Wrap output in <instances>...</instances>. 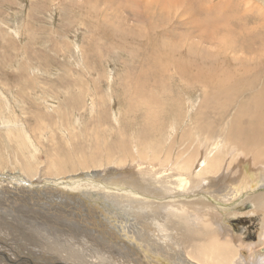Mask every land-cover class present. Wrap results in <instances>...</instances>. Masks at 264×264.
<instances>
[{"label":"rangeland","instance_id":"374dc122","mask_svg":"<svg viewBox=\"0 0 264 264\" xmlns=\"http://www.w3.org/2000/svg\"><path fill=\"white\" fill-rule=\"evenodd\" d=\"M262 165L264 0H0V244L34 226L49 236L24 243L79 252L78 237L81 264H147L170 246L129 201L204 186L245 200L228 225L251 255L264 222L234 187ZM86 174L115 189L61 186Z\"/></svg>","mask_w":264,"mask_h":264},{"label":"bare ground","instance_id":"6f19581e","mask_svg":"<svg viewBox=\"0 0 264 264\" xmlns=\"http://www.w3.org/2000/svg\"><path fill=\"white\" fill-rule=\"evenodd\" d=\"M246 148L249 149L250 147L246 146ZM255 156L258 160H260L261 156ZM255 167L256 168H254L252 172H249V175L247 173V169L245 171L246 167L243 168L245 174L241 177L240 183L237 185L238 188L234 187V192L235 194L241 193L242 198H248L249 202L252 204V209L249 212L244 213V215L259 216L264 222V192L262 194L253 193V191L257 188H264V165ZM203 171V174H208V171L212 173L214 170L208 167L204 168ZM245 175L246 177L244 179ZM90 176L91 175L86 174L84 178L80 180L79 178H70L67 181L64 180L65 183L62 181L61 186L63 184L81 185V188L77 193L85 195H92L91 193L93 190L97 188L115 189L101 184L94 179H90ZM8 178L10 179L12 177ZM144 178L147 180L153 179L151 175ZM204 179L206 183H212L213 178L205 177ZM203 188L198 193L188 196L180 195L177 191H170L171 193L169 199L178 196L183 202H174L168 207L160 204L157 209L151 207L152 205H156L155 203H148L145 201L144 197L138 199L140 200L139 202L129 201L132 205L141 206L137 208L139 211H148L150 213L153 221L151 223L158 228V232L161 233V239L167 241L170 246L166 255L161 254L159 249H157L159 251L156 250L152 253L153 255H148L147 259H149L150 262L146 263L164 264V261H161L160 258L165 257L166 259H163H165L166 263L168 262L169 264H209L204 263L203 256L207 257L208 255H212L213 257V255H219L222 256V259L228 261V263L222 264H229V258L232 259V255L236 253V248L238 251H241L240 253L242 256H239L243 258H237V261H234L233 264H264V249L261 248L259 251L248 255L244 249L247 248L254 250L255 247L253 245L242 243L244 242L243 239L238 238L234 234L233 227L228 225L229 218L239 216L238 212L241 210L239 207L243 205L241 203H244L245 200L241 199L235 203L233 195L232 199L227 203L226 201L228 198L224 199V197L214 196V192H203ZM206 188L211 187L208 186ZM143 189L147 192L146 188ZM125 196L126 193L123 197ZM239 197H241V195ZM115 198H119V195L116 194ZM148 199L150 198L148 197ZM12 212L15 211L12 210ZM13 220H7L6 223H17L16 220ZM217 221L221 223V226ZM120 226L123 225L121 224ZM46 231L47 230H41L34 226H29L28 233L15 234L10 231L6 232L7 237L5 243L0 244V264H63L59 261L61 259L69 261L70 264H81L78 255L81 253L85 254V252L87 253L88 248L84 242H78V237H73L75 242L67 240L64 243V246L79 245L81 248L79 252H72L69 249L60 252V247L46 251L38 248L37 246L31 247L24 243L26 239H31L32 237H34V239L31 240L32 242H39L40 240L38 236L40 234L49 236V234L44 233ZM260 237L262 242L264 240L263 232ZM12 240L18 244L17 247L11 246ZM261 242L259 244H261ZM187 248H191V250L187 251ZM169 251H172L173 254H170ZM24 255L28 256L25 257ZM172 255H177V257L171 260L169 257Z\"/></svg>","mask_w":264,"mask_h":264}]
</instances>
